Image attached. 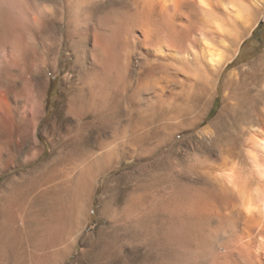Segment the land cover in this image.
Here are the masks:
<instances>
[{"label": "rangeland", "instance_id": "374dc122", "mask_svg": "<svg viewBox=\"0 0 264 264\" xmlns=\"http://www.w3.org/2000/svg\"><path fill=\"white\" fill-rule=\"evenodd\" d=\"M26 3L30 9L27 30L10 40L9 57L0 50L4 77L0 85V190L7 180L28 183V187L30 183L23 198H11L12 210L39 217L40 229L32 231L30 242L22 239L6 263L53 264L52 248L45 240L54 217L58 225L53 227L60 238L57 248L73 245L62 264H256L251 245L262 241L264 247V218L250 213L231 215L238 203L222 199L206 173L213 161L228 152L235 167L249 173L245 144L255 127L264 130V24L252 39L242 45L250 35L239 45L211 86L200 91L191 76L193 40L182 34L176 51L156 60L144 50L152 48V43L127 34L124 14L133 7L132 0H83L72 7L66 0ZM32 10L37 14L35 22ZM262 18L264 13L257 21ZM114 27L119 34L111 39ZM95 30L103 35L97 39H101L98 62L101 46L117 40L118 67L129 73L134 88L138 85L134 95L121 98L125 109L133 102L139 109L135 112L138 130L131 142L129 131L117 138L113 130L105 132L96 116L102 108L98 103L90 104L88 113L79 116L84 125L78 123V113H69L73 121L64 116L70 100L83 96L84 82L97 68L92 56ZM258 63L254 75L245 73L239 83L224 85L231 69L244 71ZM148 70L152 76L147 81ZM161 85L167 86L170 97L157 104L152 94ZM116 94L110 97L117 100ZM217 97L215 113L205 119ZM68 130L78 137L68 135ZM116 145L115 162L98 173L93 161ZM54 156L62 161L48 182H28ZM81 173L88 183L77 200L74 187ZM62 191L70 192L67 199ZM43 203L46 215H42ZM68 203H74L72 215L65 210ZM53 208L55 216H51ZM99 227L104 230L98 238ZM90 246V251L81 253Z\"/></svg>", "mask_w": 264, "mask_h": 264}, {"label": "bare ground", "instance_id": "6f19581e", "mask_svg": "<svg viewBox=\"0 0 264 264\" xmlns=\"http://www.w3.org/2000/svg\"><path fill=\"white\" fill-rule=\"evenodd\" d=\"M66 1H68V5L72 7L74 2L78 3L83 0ZM26 2L27 0H0V50L4 51V56L9 57L11 53V49H9L10 40L12 38L22 37L27 30L26 22L29 18L30 9H28L29 7L27 8L28 5ZM258 3H261V5L259 4L260 6L258 9H255L254 6H258ZM132 4L133 7L126 10L124 14L127 20V34L140 39L143 43H152V48L147 47L144 50L156 60H158L157 56H161L162 59H165L174 53L178 43L177 40L180 39L182 34L193 40L194 44L190 50V56L195 65L191 69V76L197 81L200 91L208 86H211L213 79L220 75L222 69L228 62L232 61L237 53L241 41L253 29L257 23L260 13H264V1L262 0H132ZM77 7L79 8V6ZM32 14H34L32 19L35 22L37 14L35 15L34 11ZM157 15L158 17L160 16L159 20H156ZM37 19H39V17ZM93 33V39L96 42L93 41L95 44H93L94 47L92 56L98 64L97 68L89 74V78L84 82L85 93L83 96L79 99L73 98L70 100L68 108L65 107L64 116H66V120L71 121L72 119L69 118V113H78V117L82 116L83 114L88 113L90 104L93 105L98 103L102 108L100 111L98 110V114H96V116L98 120L103 122L105 132L113 130V136L117 138L122 135L124 130L129 131L130 138L128 139V142H131L133 134L138 130L135 112L137 113V110L139 109L137 107V103L135 102L131 104L129 103L130 108L125 109L121 105V98L127 96L131 97L134 95L138 90V85L136 84V88H134L132 86V78L129 73L118 67V63H120L118 62L120 61V56L115 47L117 40L111 41L109 44H105L103 42L104 45L101 47L104 49L103 52H100L103 54L102 56H99L100 60L98 62L96 51L100 45L97 44L101 39H97L101 38L102 34H99L96 30L93 31ZM117 33L118 29L115 28L111 33V39H114ZM260 64L261 63L250 65L247 70L244 71L231 69L226 75L224 85L239 83L242 79L241 77L245 73H251L254 75L257 70V66L259 67ZM2 70L0 66V85L4 82ZM146 75L148 81V79L152 76L150 74V70H148ZM137 83H140V81L138 80ZM166 90H168L166 85L155 86V91L152 94V99L155 103L163 104L167 100L169 95L166 93ZM110 93H117L119 98L117 100L113 99L110 97ZM78 104L80 105L79 112H77ZM77 121L78 123H81V125L85 124L81 117H79ZM69 134L78 137L77 132L71 133V130H68V135ZM66 143L67 138L64 139L62 145L64 146ZM245 146V161L248 165V174L235 167V161L230 152L224 153L221 160L213 161L208 166L206 174L221 193L222 199H228L231 201L232 205H234L233 201L238 203L239 208L237 211L232 210L231 215L250 213L258 214L264 218V130L259 131L255 127L253 132L251 131V135L248 137ZM117 149V145L112 146L95 158L93 162L98 173L110 167L115 162ZM55 151L56 150L52 148L51 154H54ZM60 161H62L61 158L59 162ZM59 162L58 158L54 156V158L39 167V174L37 177L35 174L31 175V173H29V175H31L30 178L33 179L29 178L28 182H36L37 180H43L44 183L45 181L48 182L47 179H49L50 173L55 171L54 169L57 167ZM82 171H85V169ZM76 181H78V185L76 184L77 187H74V185H71V187L76 188V199L80 200L88 183L86 174L81 173ZM27 184L22 183L21 181L7 180L4 183V188L0 190V264H7L6 262L14 254L18 245L20 246L22 243V239L30 242L31 239L29 236L32 231L38 230L39 228V217H28L27 214L20 213L16 214L12 210L11 198H23L25 193L27 194V191L31 188V184L29 183V187ZM53 184L54 183H52V185ZM62 193H64V191H62ZM68 193L70 192H65L62 195H64L67 199ZM72 205H65V207H67L65 210L70 212L71 215L73 214L71 210ZM46 211L47 205L43 203L42 215H46ZM50 212H54V208L53 211ZM55 215L56 212L52 213L51 216ZM52 222L55 224L54 217L52 218ZM53 226L51 228V232L49 233L50 235H48V242L47 240L45 241L48 243V246L52 248L51 262L53 264H62L63 261L70 256L73 245L69 244L62 249H58L57 244H59L58 241L60 238L57 232L58 230ZM103 230L104 229L102 227H99L96 231L98 233V238L102 236L101 234L103 233ZM251 246L254 250L252 255L256 264H264L263 242L259 241ZM91 248V246L83 248L81 253L88 252ZM48 256L49 255H47V257ZM48 261L50 262V259Z\"/></svg>", "mask_w": 264, "mask_h": 264}, {"label": "trees", "instance_id": "16d2710c", "mask_svg": "<svg viewBox=\"0 0 264 264\" xmlns=\"http://www.w3.org/2000/svg\"><path fill=\"white\" fill-rule=\"evenodd\" d=\"M263 24H264V21L260 22V23L255 27V29L253 30L251 36H250L248 39H246V40L243 42L242 45H244L248 40L252 39V38L254 37V34L259 30V28H260ZM261 40H262V37L259 38V42H260V43H261ZM258 51H259V49L256 50V51L254 52V54H256ZM218 98H219V97H217V98L215 99L214 104H213L212 108L210 109L209 113L206 115L205 119H208V118L212 117L213 114L215 113L216 108H217V101H218Z\"/></svg>", "mask_w": 264, "mask_h": 264}, {"label": "water", "instance_id": "95a60500", "mask_svg": "<svg viewBox=\"0 0 264 264\" xmlns=\"http://www.w3.org/2000/svg\"><path fill=\"white\" fill-rule=\"evenodd\" d=\"M262 21H264V18H262V19H260V20L257 21V23L255 24V26L253 27V29L250 31V34L247 35V36L241 41V43H242L246 38H248V37L252 34V32H253V30L255 29V27H256L260 22H262ZM241 43H240V44H241ZM236 54H237V53H236Z\"/></svg>", "mask_w": 264, "mask_h": 264}]
</instances>
